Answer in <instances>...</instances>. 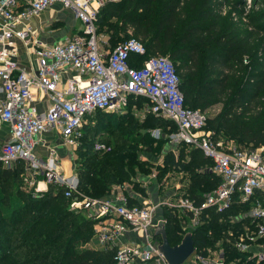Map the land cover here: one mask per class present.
Segmentation results:
<instances>
[{
	"label": "built area",
	"instance_id": "2783aa9c",
	"mask_svg": "<svg viewBox=\"0 0 264 264\" xmlns=\"http://www.w3.org/2000/svg\"><path fill=\"white\" fill-rule=\"evenodd\" d=\"M108 1L118 0H0V131L6 133L0 139L1 165L22 164L24 185L33 196L50 185L60 189L73 212L93 221L92 239L100 249L113 251L114 264H168L158 249L160 238L153 233L159 220L165 223L163 209L184 214L182 235L205 223L208 210L232 211L219 219L233 223L223 237L213 247H195L182 264H264V145L240 148L232 141L213 139L204 128L205 113L185 105L178 74L167 56L149 55L139 66L129 63L131 56L146 55L139 39L131 36L103 51L95 21ZM54 4L70 11L81 27L47 44L35 35L28 19ZM16 41L34 54L35 70L26 71L14 60ZM130 96L145 98L148 113L175 124L176 130L167 133L175 154L184 145L211 160L209 167L199 170L214 174L219 183L201 201L189 197L187 181L168 187L165 177L156 180L157 171L151 172L156 201L151 191L143 196L124 182L114 184L107 196H89L80 190L74 170L62 169L55 147L45 155L37 152L38 136L53 129L66 145L75 147L87 115L97 110L124 114ZM43 99L45 109L40 111L37 103ZM158 164L163 166L161 160ZM126 233L142 241L125 239ZM230 250L239 256L229 259Z\"/></svg>",
	"mask_w": 264,
	"mask_h": 264
},
{
	"label": "trees",
	"instance_id": "16d2710c",
	"mask_svg": "<svg viewBox=\"0 0 264 264\" xmlns=\"http://www.w3.org/2000/svg\"><path fill=\"white\" fill-rule=\"evenodd\" d=\"M227 2L233 15L221 13L220 6ZM245 9L248 26L233 21ZM95 24L108 35L112 48L126 39L114 42L127 30L144 44L146 55L131 56V65L139 66L149 55L167 56L176 66L188 107L203 111L221 103L220 112L204 127L213 139L231 140L240 148L264 145V0H250L248 5L246 0L108 1ZM148 114L144 123L129 121L128 112L97 110L86 116L74 147V172L82 193L104 197L112 185L129 181L139 162L138 145L150 150L154 141L141 132L143 125L176 130L173 122ZM107 128L109 149H94L95 136ZM162 163L157 179L161 181L164 172H183L189 197L196 201L219 183L214 174L199 170L211 165L199 149L189 148L187 154L184 147L177 154L168 150L162 154ZM22 173V164L3 167L0 163V264H114L112 250L84 246L94 235L93 221L73 212L69 200L54 186L33 196ZM136 188L145 194L142 187ZM208 212V220L192 233L197 249L213 247L233 224L219 220L227 218L230 210ZM163 214L167 239L174 245L182 237L185 216L166 209ZM227 253L229 259L239 256L234 250Z\"/></svg>",
	"mask_w": 264,
	"mask_h": 264
},
{
	"label": "rangeland",
	"instance_id": "374dc122",
	"mask_svg": "<svg viewBox=\"0 0 264 264\" xmlns=\"http://www.w3.org/2000/svg\"><path fill=\"white\" fill-rule=\"evenodd\" d=\"M249 2H250V0H246L247 5ZM227 3H223L220 6V9L222 10L221 13H222V15H225L226 13H231L233 15L234 13L231 11L230 3L229 2H227ZM246 9L241 14H238L239 16L234 15L233 21H236L239 24H244L245 26H248L247 17L245 18V15L248 13ZM59 16L64 18V19L58 18ZM69 16L70 15L67 14L66 12H57L56 11V13H55L56 18L52 17L50 19V22L48 21V23H47V26H49V30L52 31V34L58 35V34H63V33H70L72 30L76 29L79 26V24H78L79 22L78 23L77 22L71 23L74 21L71 20V18ZM95 33H96V36L98 38L99 43L104 48L103 51H106V52L110 51L112 49V47H111L112 45L110 44L108 35L106 33H104V31L102 29L101 30L96 29ZM129 36H132L130 30H127L126 32H120L119 35L117 36L119 38L117 40L115 39L114 42L115 41L116 42L121 41V40H123ZM146 104H147V101L143 97H133V99L129 98L128 107L126 109V112H128V114L130 116L128 118V120L129 121L130 120H136L140 123H144V121H146V119L149 115L148 112L146 111ZM221 108H222V104L216 103V104L209 106L207 109L203 110V112L206 115V121H208L211 117H214L215 115H217L220 112ZM208 124H209V121L206 123L207 127H209ZM161 127L162 126H159V125H157V126L143 125V128H141V132L142 133H148L149 134L148 136L152 137L154 139V141L151 144L150 150L144 149L145 146L138 145V148L136 151V157L140 163L138 162L137 165H135L134 168L132 169L129 181H123L124 183H128L129 185H131L133 188H135V190H137V188H136L137 186L140 187L141 182L138 181V179H140L141 176H144V177L147 176L146 180H143L145 187H149L150 184H151V186L154 184L155 180L152 178L151 172L152 171H157V172L159 171L158 169H160V167H159L158 162H159V159L161 158L163 153H165L168 150L175 149V147L173 145L169 144V142L167 141V133H169V132L166 129H163ZM168 127H170V126H168ZM155 130L158 131V135H159L158 137H155L156 132L154 135ZM109 131L110 130H108V128L102 129L99 131V133L95 136V139L96 138L97 139L94 140V142H95L94 143V147H95L94 149H97L99 147L103 151L109 149V146L105 143L107 140L110 139ZM181 147L185 148V153L187 154L189 148L185 147V146H181ZM181 147H179V150ZM68 149L72 153L71 154L72 158L70 157V161H71V168L74 169V161L76 158V154L74 152V147L69 145ZM204 166L205 165H203L202 167H204ZM209 166L210 165H206V167H209ZM157 172H156V174H157ZM182 175L183 174L176 173V174H173L171 176H166V174L164 172V176L162 177V179H164V177H165V180L168 181V183H169L167 186L171 187L173 184H175L174 182L179 181V178L181 179V182L185 181ZM157 177L158 176L156 175V180H158ZM143 196H145V195L143 194ZM151 197L154 198L155 195H152ZM179 214H181V213H179ZM158 215H159L158 213H155V217H157ZM181 223L183 225L182 221H181ZM128 240H136L138 242H141L142 238L138 237L136 234H131V236L128 237Z\"/></svg>",
	"mask_w": 264,
	"mask_h": 264
},
{
	"label": "crops",
	"instance_id": "0c3cea01",
	"mask_svg": "<svg viewBox=\"0 0 264 264\" xmlns=\"http://www.w3.org/2000/svg\"><path fill=\"white\" fill-rule=\"evenodd\" d=\"M57 12H66L67 14H69L71 20H73L74 22L71 23H75V22H79L78 20H76L72 13L70 11H68L67 9H63L60 7L59 4H54L44 10H42L38 15L32 16L28 19V22L33 26L34 31H35V35L41 39L43 42L47 43V44H52L55 43L57 41L62 40L66 35L71 34L72 32L76 31L77 29H80L81 25L80 22L78 23L79 26L72 30L70 33H63V34H58V35H54L52 34V31L49 30V26H47L48 21L50 22V19L52 17H55V13ZM56 18V17H55ZM61 19H64L62 17H58ZM17 44V53L14 57V60L16 61V63L18 64L19 67L25 69L26 71H33L35 70V56L34 54H29L27 53V49L24 47V45H22L21 42L16 41ZM66 76L71 75V72H66L65 73ZM63 78H65V76L63 75ZM37 107L40 111H43L45 109V102L44 99L42 100V102H38L37 103ZM6 137V133L5 131H0V139L5 138ZM39 143L36 146V150L39 154L41 155H45L47 154L48 150L50 147H55L60 158H61V167L64 169V171L66 172H70L72 170H74L73 168H71V161H70V157L71 156V152L68 149V146L63 142L62 136L59 132L58 129H53L50 131H45L42 132L39 136ZM68 149V150H67ZM162 161V156L159 159V161ZM70 165V166H69ZM67 167V168H66ZM170 175L176 174V173H180L183 174V178L185 181H187V179L184 176L183 172H175V171H171L169 172ZM147 177V176H146ZM146 177L141 176L140 180H146ZM183 181V180H182ZM179 182H181V179L179 178ZM175 183V182H174ZM150 187V188H149ZM149 187H145L142 188L144 191H151L152 195H155L154 192L155 191V187L154 185ZM156 198V195L153 199ZM157 199H155L154 201H156ZM131 236V233H126L125 234V239H127L128 237ZM87 247H93V248H98V244L97 242H95L94 239H91L90 241L87 242ZM141 264H155L154 262H145V263H141Z\"/></svg>",
	"mask_w": 264,
	"mask_h": 264
},
{
	"label": "water",
	"instance_id": "95a60500",
	"mask_svg": "<svg viewBox=\"0 0 264 264\" xmlns=\"http://www.w3.org/2000/svg\"><path fill=\"white\" fill-rule=\"evenodd\" d=\"M153 233L160 238L158 249L168 264H182L195 249L191 231H186L180 241L174 245H171L167 239L165 223L162 220L157 222Z\"/></svg>",
	"mask_w": 264,
	"mask_h": 264
}]
</instances>
